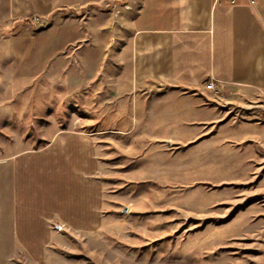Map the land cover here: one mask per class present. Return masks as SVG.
Masks as SVG:
<instances>
[{"label": "rangeland", "instance_id": "1", "mask_svg": "<svg viewBox=\"0 0 264 264\" xmlns=\"http://www.w3.org/2000/svg\"><path fill=\"white\" fill-rule=\"evenodd\" d=\"M94 7L13 14L0 1V154L60 130L95 137L104 187L99 230L17 263L264 264V101L216 98L221 115L206 123L160 108L165 91L132 86L106 44L123 19Z\"/></svg>", "mask_w": 264, "mask_h": 264}, {"label": "crops", "instance_id": "2", "mask_svg": "<svg viewBox=\"0 0 264 264\" xmlns=\"http://www.w3.org/2000/svg\"><path fill=\"white\" fill-rule=\"evenodd\" d=\"M8 4L13 14L35 15L95 5V12L123 19L109 27L113 37L106 44L120 46L112 58L124 64L132 86L165 91L158 96L160 108L173 103L179 116L214 121L220 114L219 97L249 110L264 101V0ZM116 75L110 76L115 85ZM210 81L217 91L207 88ZM111 92L110 106H117ZM147 101L155 103L153 97ZM62 132L43 148L27 144L0 154V264L44 261L55 237L102 225L104 187L96 178L102 171L101 147L95 137L81 141L80 135Z\"/></svg>", "mask_w": 264, "mask_h": 264}, {"label": "built area", "instance_id": "3", "mask_svg": "<svg viewBox=\"0 0 264 264\" xmlns=\"http://www.w3.org/2000/svg\"><path fill=\"white\" fill-rule=\"evenodd\" d=\"M232 4H237L238 0H229ZM252 4H255L256 3V0H249ZM207 88L209 90H216L217 86H216V83L215 81H210L208 84H207Z\"/></svg>", "mask_w": 264, "mask_h": 264}, {"label": "water", "instance_id": "4", "mask_svg": "<svg viewBox=\"0 0 264 264\" xmlns=\"http://www.w3.org/2000/svg\"><path fill=\"white\" fill-rule=\"evenodd\" d=\"M124 211L126 212L127 211V208Z\"/></svg>", "mask_w": 264, "mask_h": 264}, {"label": "trees", "instance_id": "5", "mask_svg": "<svg viewBox=\"0 0 264 264\" xmlns=\"http://www.w3.org/2000/svg\"><path fill=\"white\" fill-rule=\"evenodd\" d=\"M28 23H29V21H28Z\"/></svg>", "mask_w": 264, "mask_h": 264}]
</instances>
